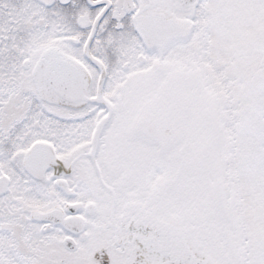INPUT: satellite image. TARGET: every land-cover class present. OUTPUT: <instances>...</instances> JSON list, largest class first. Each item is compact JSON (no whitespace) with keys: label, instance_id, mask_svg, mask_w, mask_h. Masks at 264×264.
Here are the masks:
<instances>
[{"label":"snow or ice","instance_id":"obj_1","mask_svg":"<svg viewBox=\"0 0 264 264\" xmlns=\"http://www.w3.org/2000/svg\"><path fill=\"white\" fill-rule=\"evenodd\" d=\"M0 264H264V0H0Z\"/></svg>","mask_w":264,"mask_h":264}]
</instances>
